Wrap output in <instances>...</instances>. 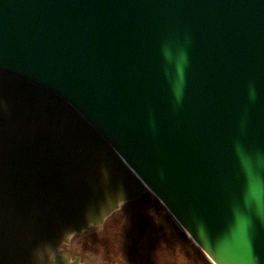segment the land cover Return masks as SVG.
I'll list each match as a JSON object with an SVG mask.
<instances>
[{"label":"water","instance_id":"1","mask_svg":"<svg viewBox=\"0 0 264 264\" xmlns=\"http://www.w3.org/2000/svg\"><path fill=\"white\" fill-rule=\"evenodd\" d=\"M0 71L73 106L214 264H264V0H0Z\"/></svg>","mask_w":264,"mask_h":264},{"label":"rangeland","instance_id":"2","mask_svg":"<svg viewBox=\"0 0 264 264\" xmlns=\"http://www.w3.org/2000/svg\"><path fill=\"white\" fill-rule=\"evenodd\" d=\"M64 106L56 94L0 71V264H91L68 253L86 233L109 264H214L148 189V202H134L94 233L118 210L106 215L94 181L67 174L48 156V137L33 140L37 126L69 121Z\"/></svg>","mask_w":264,"mask_h":264},{"label":"crops","instance_id":"3","mask_svg":"<svg viewBox=\"0 0 264 264\" xmlns=\"http://www.w3.org/2000/svg\"><path fill=\"white\" fill-rule=\"evenodd\" d=\"M62 99V98H61ZM65 101V100H64ZM67 122H48L33 131L34 141L48 137V156L67 174L90 178L107 203V214L148 195L144 182L130 169L102 135L68 102ZM71 175V174H70ZM106 215L103 218H106Z\"/></svg>","mask_w":264,"mask_h":264},{"label":"flooded vegetation","instance_id":"4","mask_svg":"<svg viewBox=\"0 0 264 264\" xmlns=\"http://www.w3.org/2000/svg\"><path fill=\"white\" fill-rule=\"evenodd\" d=\"M148 195L145 196L141 201H149ZM90 233H86L74 238L69 244L68 253L73 257H78L83 260H87L91 264H109L108 260H105L104 253L96 250L98 245L92 239H88Z\"/></svg>","mask_w":264,"mask_h":264},{"label":"trees","instance_id":"5","mask_svg":"<svg viewBox=\"0 0 264 264\" xmlns=\"http://www.w3.org/2000/svg\"><path fill=\"white\" fill-rule=\"evenodd\" d=\"M134 203V202H133ZM133 203H131V204H129V206L127 205V206H124L122 209H120V210H118L117 211V213L116 214H112V215H110L107 219H106V221H105V223L103 224V228L102 229H100L99 231H96V232H94V233H97V235L99 234V235H102L103 234V232L105 231V229L108 227V226H110L111 225V222H113L114 220H116V217H118L117 215H119V214H121V215H123V213L125 214V213H127V208L129 207V209H133L130 205H132ZM119 213V214H118ZM123 218V217H122ZM123 220V219H122ZM93 234V233H92ZM206 260V259H205ZM205 264H212L209 260H206L205 261Z\"/></svg>","mask_w":264,"mask_h":264}]
</instances>
